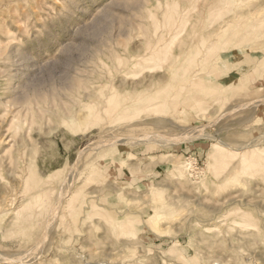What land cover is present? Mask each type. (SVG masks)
I'll use <instances>...</instances> for the list:
<instances>
[{
    "label": "rangeland",
    "instance_id": "1",
    "mask_svg": "<svg viewBox=\"0 0 264 264\" xmlns=\"http://www.w3.org/2000/svg\"><path fill=\"white\" fill-rule=\"evenodd\" d=\"M213 1L0 0V264H264V0Z\"/></svg>",
    "mask_w": 264,
    "mask_h": 264
},
{
    "label": "bare ground",
    "instance_id": "2",
    "mask_svg": "<svg viewBox=\"0 0 264 264\" xmlns=\"http://www.w3.org/2000/svg\"><path fill=\"white\" fill-rule=\"evenodd\" d=\"M217 1V3H218V0H216ZM216 1H213V2H215L216 3ZM211 2V1H210ZM214 3V4H215ZM220 3V2H219ZM213 4H211V6H212ZM210 6V5H209ZM208 6V7H209ZM235 6V5H234ZM261 6V5H260ZM237 7V6H236ZM223 8V7H222ZM262 8V7H261ZM261 8H259L258 6H256V7H254L253 8V10L251 11V13H250V15L252 14V15H255L257 18L259 17V15L263 12V8L261 9ZM209 9H210V7H209ZM246 10H242V11H235L234 12V15L232 16V18L230 19V20H228L225 24H224V26H225V28L222 26V27H219V29L217 30V32H218V34H217V36H219L220 34H223L225 31H226V33L227 32H229L230 31V29L231 28H233V27H239V26H241V24H243V23H245V21H246V17H248L247 15H248V11L247 12H245ZM214 12V11H213ZM213 12H212V14H213ZM214 15H216L215 13H214ZM261 17H262V15H261ZM261 19V18H260ZM262 20H263V18H262ZM258 26V25H257ZM259 27H257V29H258ZM256 31H258V30H256ZM255 33H257V32H255ZM250 34H244V35H242L241 36V38L239 37V39L237 38V40L235 41V43L232 45V48H230V49H232L233 51H235V50H238L243 44H245L247 41H249L248 39H249V36ZM177 36V35H176ZM175 37V36H174ZM256 37V36H255ZM254 37V38H255ZM171 40H173V39H171ZM213 40L214 41H216V39L215 38H213ZM256 41H257V39H256ZM170 42H173V41H170ZM171 44V43H170ZM220 45V44H219ZM224 46H225V44H224ZM212 48H213V46H212ZM166 49V48H165ZM166 52V53H165ZM154 54H150V55H146V59L147 58H152V59H156L158 56H160V59L161 60H165V59H167L168 60V58H167V56H166V54L168 53L167 51H163V53L162 52H158L157 54L155 53V52H153ZM163 55H162V54ZM124 66V65H123ZM125 70V69H124ZM181 70V69H180ZM123 71V70H122ZM123 73H125V75H126V79H127V75H128V73H126V72H123ZM179 73H182V70L179 72ZM122 74V73H121ZM139 73H137L136 75H138ZM153 79H155V78H150L149 80H147V81H141V82H139V83H137V84H135L136 85V87L135 86H133V87H135V89L137 90V89H143L144 88V86H146V85H148L149 83H151L152 81H153ZM156 79H160V80H162L161 82H163V83H169V82H171V81H173V79H174V76H173V74H167L166 76H164V77H160V78H156ZM123 80H125V79H123ZM126 81V80H125ZM149 81V82H148ZM124 82V81H123ZM161 82L157 85V88L155 89V87H153L152 85H149V89L150 90H152V92L153 93H156V94H158L159 93V91H160V89H159V87H160V84H161ZM123 84V83H122ZM116 85H118V84H116ZM134 85V84H133ZM220 88H222V89H225L224 88V86L222 87H217V88H214L213 90H212V92H214L215 90H217V89H220ZM133 89V88H132ZM111 94H113V92L111 93ZM120 94V93H119ZM208 94H210V93H208ZM218 94V93H217ZM106 95V94H105ZM112 96H114V94L112 95ZM111 96V97H112ZM139 97L140 96H143V94H139L138 95ZM138 96H136V97H138ZM96 96H94L93 98L96 100V98H95ZM98 97V96H97ZM115 97V96H114ZM135 97V98H136ZM99 98V97H98ZM100 99V98H99ZM116 99V98H115ZM221 99V98H220ZM219 98H216L215 99V101L214 102H217V101H219L220 100ZM118 100V99H117ZM98 101V100H97ZM132 101H130V102H128V103H125V105H126V107H122L121 109H119V111H117L118 113V115H116V116H119L120 117V114H121V112H123V111H128V109H129V106H128V104H130ZM98 103V102H97ZM102 103V102H101ZM103 105V104H102ZM102 105H101V107H102ZM92 107V106H91ZM210 106H208L207 108H209ZM103 108V107H102ZM80 109V108H79ZM75 110V109H74ZM27 111V110H26ZM68 113V112H67ZM77 114V113H76ZM102 114H103V112H102ZM82 115V114H81ZM75 117V116H74ZM79 117V116H78ZM84 117V116H83ZM74 119V118H73ZM80 119V118H79ZM82 119V118H81ZM81 119H80V121H81ZM76 120H78L77 118H76ZM103 129V128H102ZM218 141V140H217ZM219 143V142H218ZM243 151H244V149H242ZM211 151L213 152L214 150H213V148L211 149ZM241 151V150H240ZM242 153V152H241ZM213 157H214V152H213V154H211L210 155V157H209V159L210 160H212L213 159ZM189 162H191V161H189ZM125 163V162H124ZM192 163V162H191ZM186 165V164H185ZM193 166V165H192ZM192 166H190L189 164H188V170H189V172H191L190 170L192 169V168H195V167H192ZM127 167H129V169L131 170V172L133 173V174H137V173H139V171H137V170H135L133 167H132V164H129ZM196 169V168H195ZM176 171H178V176H179V178H180V184H186V183H188L189 181H190V173L188 174V175H185V174H187V173H184L183 171H182V168H179V169H177ZM193 174V173H192ZM191 174V175H192ZM225 176V175H224ZM25 178V177H24ZM23 180V179H22ZM221 181V180H220ZM24 184V183H23ZM26 185H27V183H26ZM29 185V184H28ZM23 189V188H22ZM27 189V188H26ZM110 192V191H109ZM14 193V192H13ZM19 193V192H18ZM110 194H111V192H110ZM161 193H157V195H160ZM157 195H155V196H157ZM21 196V195H20ZM25 196V195H24ZM233 198V197H232ZM25 199V198H24ZM229 199V198H228ZM231 199V198H230ZM236 199V198H235ZM27 200L29 201V199H28V197H27ZM141 200L143 201V202H146V201H151L153 204L156 202V198H149V197H144V198H141ZM1 201V200H0ZM7 201H9V200H7ZM11 201V200H10ZM22 201V200H21ZM24 201V200H23ZM157 203H156V205H154L155 207H154V209H153V213H151L148 217H144V215L143 214H140L141 215V217L143 218L142 219V221L139 223V224H141V223H143V227L142 228H140V227H138V229L134 232V235L133 236H137L138 234L136 233L138 230H144L145 228L146 229H148V230H151V231H153V232H155V233H159V229L157 228L158 226H161L162 225V223H168L167 221H169V220H171V218H172V213H171V211H172V209H170L172 206H173V202H172V200H171V197H168V199H165V197H163L162 195H160L159 196V199H157ZM225 201H226V199H225ZM19 202V201H18ZM2 203V202H1ZM9 203V202H8ZM16 203V202H15ZM24 203V202H23ZM22 203V204H23ZM26 203H27V201H26ZM225 203V202H224ZM231 203V202H230ZM5 204V203H4ZM7 204V203H6ZM11 205H13V204H11ZM10 205V206H11ZM231 205V204H230ZM0 207H2V206H0ZM12 207V206H11ZM18 207V206H17ZM20 207V206H19ZM25 207V206H24ZM229 207V206H228ZM3 208H4V206L2 207V210H3ZM14 208H16V206L14 207ZM23 208V207H22ZM6 209V208H5ZM10 209V208H9ZM227 209H229V208H227ZM1 210V209H0ZM14 211V210H13ZM12 211V212H13ZM1 213H2V211H0ZM5 212V211H4ZM16 212V211H15ZM6 213H8L7 211H6ZM17 213V212H16ZM14 214V213H13ZM227 214V213H226ZM7 215V214H6ZM14 216V218H15V214L13 215ZM13 218V217H12ZM12 220V219H11ZM16 222V221H15ZM9 223V222H8ZM8 223H7V225H8ZM11 223V222H10ZM13 223V225H14V222H12ZM133 224V223H132ZM12 225V224H11ZM12 225V226H13ZM16 225V224H15ZM14 225V226H15ZM11 226V227H12ZM13 226V227H14ZM10 227V228H11ZM8 228H9V226H8ZM138 240H139V238H138ZM125 242V241H124ZM132 252V251H131ZM117 255H119V254H117ZM117 255H114V254H107L105 257H103V258H100V257H97V258H94V259H91V258H88V259H82V260H80L79 258H74L72 261L73 262H71V263H73V264H126L127 263V260H125L126 262L124 263L123 262V259H124V257H121V256H117ZM0 257H2L3 258V256H1L0 255ZM5 259H6V257H4ZM11 258V257H10ZM14 258V257H13ZM12 258V259H13ZM69 258V257H68ZM8 259V258H7ZM5 260V261H7L8 262V260ZM35 259H36V257H35ZM39 259V258H38ZM56 259V258H55ZM15 260H17L18 261V259H15ZM1 261H3V260H1ZM9 261H14V260H9ZM27 261V260H26ZM38 261V264H48V262H46V261H44V262H41V261H39V260H37ZM49 261V260H48ZM57 261H58V259H57ZM57 261H56V263H57ZM128 261H130V260H128ZM15 262V261H14ZM21 264H22V262H23V260L22 259H20V261H19ZM138 262V261H137ZM3 263V262H2ZM12 263V262H11ZM31 263V262H30ZM29 263V264H30ZM34 263H35V261H34ZM33 263V264H34ZM37 263V262H36ZM52 263V262H51ZM55 263V264H56ZM61 263V262H60ZM3 264H6V263H3ZM14 264V263H13ZM19 264V263H18ZM58 264V263H57ZM131 264V263H130ZM140 264V263H139Z\"/></svg>",
    "mask_w": 264,
    "mask_h": 264
}]
</instances>
